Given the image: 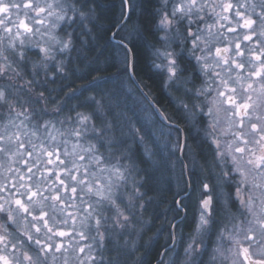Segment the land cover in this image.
<instances>
[{"label": "snow or ice", "instance_id": "obj_1", "mask_svg": "<svg viewBox=\"0 0 264 264\" xmlns=\"http://www.w3.org/2000/svg\"><path fill=\"white\" fill-rule=\"evenodd\" d=\"M138 6L121 0L113 24L123 74L127 41L141 35L124 22L132 19L124 9ZM98 7L95 0H0V264H143L141 249L155 237L142 219L156 173L170 162L156 125L163 135L169 122L180 150L179 123L147 93L140 101L151 111L130 104L119 87L97 92L100 77L78 88L49 87L57 74L61 81L74 74L72 60L57 56L76 50L77 39L88 44L85 35L97 39ZM157 18L155 31L170 34L161 38L166 45L181 38L180 52L163 53L166 86L190 97L177 111L185 121L199 118L214 178L200 181L183 259L177 253L167 264H264V0H159ZM185 52L195 61L190 72L181 63ZM92 60L99 64L100 56ZM111 75L119 81L120 69ZM181 184L189 186L183 168L178 189ZM173 203L177 215L186 210L183 200Z\"/></svg>", "mask_w": 264, "mask_h": 264}, {"label": "trees", "instance_id": "obj_2", "mask_svg": "<svg viewBox=\"0 0 264 264\" xmlns=\"http://www.w3.org/2000/svg\"><path fill=\"white\" fill-rule=\"evenodd\" d=\"M91 2L92 0H90V3ZM95 2L100 5V7L96 8V12L100 18L95 22L96 29L92 34L96 36L97 39L93 40L92 36L85 35L84 39L88 40V44L85 45H82L81 41L77 39L76 50L72 51V53L75 54V59L73 63L68 66L70 69H75V74L73 76L74 81L72 84L74 87H79L81 84H86L87 80H91L95 76L101 78L95 81L97 84V92L103 91L104 88H106V90H110L114 87L122 89L124 85H130L131 81H128L126 74H123L124 64L120 53V46L111 38V33L116 28L113 27V24L121 15V0H95ZM154 3L155 0H136V4L139 6L136 7L135 10L130 9L127 15L131 16V21L125 20L124 22L130 27L136 25L141 33V35L127 41L132 55V69L134 74H136L142 85L151 88L160 97L162 94L160 91L161 77L157 71L153 70L151 63L152 51L156 42L152 34ZM144 5H147V7H144ZM88 27L91 28L92 24H88ZM116 39H119V37H116ZM95 56H100L99 64L92 60ZM105 58H107L108 63L115 64L117 67L108 68L107 64L104 63ZM117 68H119L121 72L119 81L113 80L111 75L117 71ZM77 69L79 70L77 71ZM96 69L99 70L97 71ZM85 77L86 79H84ZM88 94L89 93H86V95ZM75 103L76 101L74 100L73 104ZM163 172L159 171L156 173V182L152 185L153 191L149 192L153 200L152 203L148 205L147 212L144 214L145 217L152 218V229L148 234L158 227L160 230L166 227L165 219L167 216L168 190L170 187L169 179L167 180V176ZM171 188L172 192L175 194L180 191V188H177V182L171 183ZM174 213H177V209L173 206V214ZM162 237L163 235H159L158 232L155 240L153 238L151 244H147L141 249L144 253L142 257L143 264H151L152 259L157 254Z\"/></svg>", "mask_w": 264, "mask_h": 264}, {"label": "flooded vegetation", "instance_id": "obj_3", "mask_svg": "<svg viewBox=\"0 0 264 264\" xmlns=\"http://www.w3.org/2000/svg\"><path fill=\"white\" fill-rule=\"evenodd\" d=\"M217 2H220V0H217ZM232 2L235 4L236 0H232ZM154 6H159V0H155ZM153 6V7H154ZM219 11V9H217ZM128 12H130V8H128ZM129 14V13H128ZM158 22L157 19H153L152 21V34L153 37L156 39V42L153 47V52L154 50H158L161 48L162 41L161 35H162V30L157 32L155 31L153 25ZM211 22V21H209ZM231 38V36L229 37ZM242 39V37H241ZM173 53H178L180 52L181 47H183V44L181 43V38L179 37L177 41H174L171 43ZM177 45H180V47H177ZM158 46V47H157ZM190 43L188 47H190ZM170 47V45L168 46ZM36 51H30L29 56L35 57ZM197 55H200L199 52H197ZM129 57V54H128ZM188 53L185 52L181 56V63L182 65L188 67L189 72L191 71V65H194L195 62L194 60L192 61L191 59H187ZM57 59H71L72 63L75 59V54L71 53H66L64 55H58ZM71 63V64H72ZM72 72L75 74V69H71ZM154 71H157V73L161 77V85H160V91L162 92L161 96L159 97L157 93L152 90L149 87H146L142 85L136 74H134V71L132 69V72L141 86L142 90L140 89L139 86H137L131 79L129 75V71H127V79L128 81H131L130 87L132 88V103L135 102L136 104L141 105V107L149 108L151 111V108L149 105L144 102L141 104L140 97L142 93H147L151 97V101L158 106L161 112H167L168 114L173 116V121L171 123H179L180 128H181V139H180V149L178 150V160H179V167L180 171L181 168L184 170V180L188 182V187L185 188V185L182 184L180 187V191L178 193H173L172 188H171V183L175 182V179L170 176L169 179V190H168V201H167V216H166V227L163 230L159 231V235H163L161 241H160V246L157 251L156 256L152 259L151 264H160V261L163 260L167 264V261L172 254V252L179 248V251L176 252L173 256L176 257V254H179V257H182L183 254L182 252L180 253L181 250H184V247L187 245L189 242V233L191 232V225L193 222V219L197 216V205H196V200L198 198V190H199V184L201 180H204L207 177L206 182L208 183H214V178L213 176L209 173V171L206 168V162L211 160V152L209 151L208 147L205 146L203 140H202V133L198 132V129L201 127L199 124L196 123V120L199 119L198 117L195 119L189 118L187 121L183 120L181 117V114L177 111L180 102L190 104L191 99L188 95L185 94L184 89L180 88L177 90V87L175 86H166L167 83L166 81V73L163 71H159L155 67L153 68ZM54 71V69H53ZM122 71V70H121ZM248 71L247 67L244 70V74H246ZM73 75H71L68 79V81H61L59 79L60 74H57L54 79L53 83H50L49 87L50 88H55L57 84L59 83H72L74 80ZM188 73H185L187 75ZM203 78V77H202ZM183 79V77H182ZM122 80L124 78L122 77ZM21 83H23L21 81ZM73 86V84H72ZM197 87L199 86V82L197 81ZM74 87V86H73ZM188 87H192V84H189ZM55 95V93H53ZM86 95V93H85ZM62 99L64 98L63 96L61 97ZM74 100L71 101L73 103ZM137 115L141 116L143 118V113L138 111ZM166 126L162 129V132H166L168 134V124L169 122L165 123ZM157 132L161 133L160 125L157 123L156 125ZM170 138H175V133H172ZM185 143L188 145L192 146V151L188 152L185 149ZM199 145V147H197ZM182 146V148H181ZM181 151V152H180ZM180 174V173H179ZM180 198V199H179ZM183 200L184 204L186 206V210L180 211L179 215L173 214V206L176 208V205L173 203V200ZM177 209V208H176ZM170 224H175L176 228H171ZM170 233L175 234V242H173V239L170 237ZM156 238V237H155ZM154 238V240H155ZM16 237L12 236L9 237V240L12 242H15ZM2 247V246H0ZM169 249V251L166 253L165 249ZM11 250V246L9 245V251ZM178 250V249H177ZM207 257H205L206 259Z\"/></svg>", "mask_w": 264, "mask_h": 264}, {"label": "rangeland", "instance_id": "obj_4", "mask_svg": "<svg viewBox=\"0 0 264 264\" xmlns=\"http://www.w3.org/2000/svg\"><path fill=\"white\" fill-rule=\"evenodd\" d=\"M11 2H14V3H23L24 0H11ZM131 2L133 4H136V0H131ZM20 18L23 19L24 18V13H23V10H21L20 12ZM16 19V13H15V10H13V14L11 16V20H15ZM9 26H12L11 22L9 23ZM130 28V26H129ZM15 31V29H14ZM0 32H2V30H0ZM166 34H169V33H166V31L162 30V35L161 37H165ZM170 35V34H169ZM178 36L174 38L173 42L174 41H177L178 40ZM161 46L160 49L158 50H154V52L152 51V59H151V63H152V66L153 68L155 67L156 69H158L159 71H163L166 73L167 77H166V81L167 83H169V80H168V77H169V73L167 71V66H168V60L165 58V56L163 55V53L165 51L167 52H171L175 49L171 48L172 47V44H170V47H168L169 45H166L164 41H162V44L159 45ZM158 47V46H157ZM31 51H36L35 49H32ZM193 61V60H192ZM195 62V61H194ZM124 81V80H123ZM78 88V87H77ZM103 90H106V88H104ZM122 91L127 95L128 97V100H129V103L132 104V99H133V95L131 93L132 91V88L130 87L129 84H126L122 87ZM157 135L160 136V143L161 145L163 146L165 143L168 144V147H167V151L170 153V162L168 164V167L166 170H162L163 173H165V175L167 176V180L170 179V176L172 178L175 177V182H177V177L179 176V173H180V167H179V160H178V150H176L174 148V143H175V138H170L166 132L163 131V135H161L160 132H157ZM59 139V137H58ZM0 179H2V177H0ZM151 220L152 218L150 219L149 217H145L143 215V219H142V223L145 227V229H152L151 227ZM157 230H160L159 227L157 229H154L150 234H148V236H152L153 233H155V237L156 235H158V232ZM154 237V238H155ZM145 240H147V237H145ZM148 243H145V245H147ZM144 245V246H145ZM178 249V250H177ZM177 249H175L172 254L170 255L172 258H175V256H173L176 252L179 251V248L177 247ZM182 252L183 256L182 257H178V259L182 260L183 257H184V250H181L180 253ZM140 254L137 253V257H139ZM166 264V263H165Z\"/></svg>", "mask_w": 264, "mask_h": 264}, {"label": "water", "instance_id": "obj_5", "mask_svg": "<svg viewBox=\"0 0 264 264\" xmlns=\"http://www.w3.org/2000/svg\"><path fill=\"white\" fill-rule=\"evenodd\" d=\"M127 15H128V7H125V17H127ZM118 30H119V26H117V27L114 29V31L111 33V38H112L115 42H117V43H118V39L113 38V33L117 32ZM128 48H129V46H128ZM128 54H129V58H128V71H129V75H130L132 81H133L137 86H139L140 89L142 90L141 86H140L139 83L137 82V80H136V78H135V76H134V74H133V72H132V55H131L130 48H129V52H128ZM151 103H152V105L155 106L156 109H158V110L160 111V109L158 108V106H157L156 104H154L152 101H151ZM165 123H167V122H165ZM181 148H182V146H181ZM180 150L182 151V149H180ZM181 151H180V152H181ZM179 199H180V198H179Z\"/></svg>", "mask_w": 264, "mask_h": 264}]
</instances>
